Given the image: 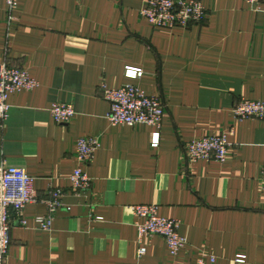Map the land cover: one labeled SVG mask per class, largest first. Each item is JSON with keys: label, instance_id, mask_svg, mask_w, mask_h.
I'll return each instance as SVG.
<instances>
[{"label": "crops", "instance_id": "crops-1", "mask_svg": "<svg viewBox=\"0 0 264 264\" xmlns=\"http://www.w3.org/2000/svg\"><path fill=\"white\" fill-rule=\"evenodd\" d=\"M145 0H18L7 25L0 0V63L23 67L33 90L10 93L0 124V163L22 167L43 198L63 191L49 230L37 229L41 201L16 221L5 264H264V120L236 121L241 98L264 103V1L199 0L200 23L155 28L140 15ZM126 67L142 70L127 78ZM133 83L164 106L155 127L112 125L99 86ZM70 103L68 123L50 115ZM231 132L225 162L190 161L188 141ZM99 146L83 166L90 187L70 189L76 140ZM156 203L178 219L185 245L172 255L158 235L139 237L131 205ZM215 260L210 262V258Z\"/></svg>", "mask_w": 264, "mask_h": 264}, {"label": "built area", "instance_id": "built-area-1", "mask_svg": "<svg viewBox=\"0 0 264 264\" xmlns=\"http://www.w3.org/2000/svg\"><path fill=\"white\" fill-rule=\"evenodd\" d=\"M254 8H259L264 0H244ZM7 7V25L12 26L17 18L14 14L18 0H5ZM140 15L155 28L173 29L187 27L191 23H200L206 18V9L199 0H145L140 9ZM142 70L126 67L127 78L136 79L142 75ZM39 86L36 79L18 65L7 62L0 63V124L7 117L9 105L7 98L10 93L21 90H33ZM103 99L108 101L109 110L106 118L112 125L134 126L146 124L157 130L152 144L157 141L158 129L164 113V106L157 96L147 95L144 90L133 83L124 84L118 88H109L104 84L99 86ZM75 114L70 103L55 102L50 108V115L57 123H68ZM232 115L236 121L249 118L264 120V103L259 100L241 98L232 107ZM231 132H220L205 135L188 141L185 145L186 156L190 161L225 162L230 146ZM99 146L95 136H81L76 140L77 166L69 176L70 189L80 193L90 187L91 179L85 173L83 166L89 163ZM259 181L264 194V165L260 167ZM63 191L59 188H49L43 198L38 197L33 187V177L24 168L0 163V264H5V257L11 242L13 223L25 227L27 221L22 217L24 207L33 202L41 201L46 211L34 219V225L40 230H49L56 210L62 205ZM131 211L136 221L139 247L138 255L145 253L141 243L144 236L158 235L162 237L172 255H176L185 245V238L179 233V220L161 216L156 203L134 204ZM210 258V262H214ZM196 264H206L201 257Z\"/></svg>", "mask_w": 264, "mask_h": 264}]
</instances>
